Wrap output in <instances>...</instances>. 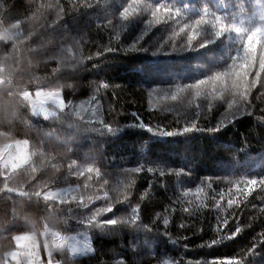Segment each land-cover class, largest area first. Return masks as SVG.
I'll return each mask as SVG.
<instances>
[{
  "label": "trees",
  "instance_id": "16d2710c",
  "mask_svg": "<svg viewBox=\"0 0 264 264\" xmlns=\"http://www.w3.org/2000/svg\"><path fill=\"white\" fill-rule=\"evenodd\" d=\"M158 3L180 8L188 20L203 7L230 22H246L245 26L264 17V0H142V4ZM126 4L127 0H0V147L26 140L29 153L28 162L17 170L0 167V250L14 247V235L41 236L50 230L91 237L94 252L72 257L64 249L60 255L65 264H120L121 260L156 264L157 259L211 264L246 252L264 232V191L259 186L241 207H227L228 181L264 177V120L257 119L264 115V88L257 85L252 91L254 115H241L219 133L167 138L134 126V113L154 128L171 129L177 121L183 125L194 119V107L160 97L170 85L189 84L222 70L234 40L226 39L212 50L173 53L166 42L175 25L164 23L149 29L141 41L143 48L133 50L147 16L140 14L127 24L119 21ZM109 43L113 51L107 50ZM154 51L159 54L153 55ZM102 82L109 87L97 92ZM153 88L158 91L149 96ZM38 90L61 92L64 109L50 107L55 116H35L23 95ZM96 95L100 100H93ZM200 112L201 126L218 118L206 108ZM106 124L120 130L111 134ZM141 163L186 173L137 176L133 203L141 192L149 191L142 202V224L167 216V235L162 219L154 231L87 227L84 221L92 210L105 203L99 198L119 197L132 175L127 170ZM89 166L100 170V178L85 171ZM207 179L213 188L205 184L206 191H225L220 215L227 217L226 227L211 199L195 215L181 210L185 200L193 199L182 197V192ZM50 191L62 193L45 199ZM118 207L121 211L116 215H123L125 206ZM169 208L172 211H166ZM181 223L187 226L181 228ZM237 224L242 231L235 238L207 246L231 234ZM245 259L248 264H264V247L258 246Z\"/></svg>",
  "mask_w": 264,
  "mask_h": 264
},
{
  "label": "snow or ice",
  "instance_id": "6c2138e0",
  "mask_svg": "<svg viewBox=\"0 0 264 264\" xmlns=\"http://www.w3.org/2000/svg\"><path fill=\"white\" fill-rule=\"evenodd\" d=\"M140 14H146L147 19L144 21V31L133 41L131 47L133 50L143 48L141 41H144L148 35V30L164 23H172L175 25L169 40L166 42L170 46L171 51L190 52L201 50H212L214 45L223 42L226 39L234 40L231 45L232 51L222 70L213 71L211 74L197 79L189 84H181L177 82L170 85L164 90L160 97L163 101H172L177 103L186 102L188 107H194L197 111L195 118L190 122L179 124L174 128L156 126L155 128L146 122H143L138 114H132L136 118L134 126L145 130L146 132L160 137H179L192 133L215 134L221 132L224 128L235 123L236 119L241 115H254L250 109L252 108V91L259 85L264 88V17L259 22H254V26H245L246 22H230L225 15L214 13L208 7H203L200 14L195 18L188 20L181 12L180 8L174 7L166 3L158 4H142V0H127V4L120 10L118 19L127 24V22ZM112 23V21H109ZM163 47V46H161ZM108 51H113L111 43L106 45ZM116 50V49H115ZM158 51H154L153 55H158ZM164 54H169L165 52ZM207 54V52H205ZM109 85L106 82L97 85L99 89H107ZM158 89L153 88L149 92V96ZM264 95V94H262ZM93 100H100L99 95L93 97ZM87 103V101L82 102ZM101 107V105H98ZM201 108L218 113L215 123L201 126ZM264 113V109H261ZM208 117H205L207 119ZM258 120H264V115L257 117ZM107 131L111 134L118 132L119 128H114L111 124L105 125ZM88 174H95L97 178L102 175L100 170L94 166H89L85 170ZM132 173L130 179L122 185V191L117 198H111L109 195L100 197L105 203L100 207H95L91 215L84 221L89 227L100 229L130 228L145 231L157 230L156 224L162 219V227L167 235V226L170 221L167 216H157L149 224L141 222L142 202L149 197V191H143L139 194L136 202L133 203V195L135 186L137 185V176L148 173L159 175L161 178L166 175H174L180 177L185 175V171H177L175 169L165 170L161 166H146L141 163L139 166L128 169ZM83 175V173H82ZM231 185L227 192V207L233 206L239 208L247 202V198L253 194V191L260 187L264 191V177L242 178L239 180L228 181ZM211 190L213 183L210 179L202 181L200 185L189 187L182 192V197L191 196L193 199L185 200L182 211L190 215H195L200 210L208 207L207 201L211 199L214 207L218 211V218L223 226L228 225L227 217L221 216L220 211L223 209L222 201L225 197V191L220 190L218 193L206 191L204 185ZM146 188H150L146 184ZM233 189L235 191H233ZM217 195L219 199H217ZM243 195L244 200L240 199ZM47 199V196H45ZM79 203L84 204L83 198ZM177 203H180V197H177ZM124 205V214L116 215L121 209L118 207ZM166 211H172L171 208ZM111 214V215H109ZM235 218V214L233 213ZM187 225L181 223L179 227L184 228ZM217 231H221V225H217ZM242 229L237 224L231 234L221 236L219 239H213L207 246L212 247L218 243H222L224 239H233ZM75 237L65 236L61 234L58 240H53L50 244L44 245L39 243L31 233L17 234L12 237L14 247L4 248L0 250V264H65V259L60 252L68 245L72 254L77 252H91L89 239H85L82 244H71L70 241ZM258 246L264 247V232L259 234L252 245L237 256L226 259L213 260L211 264H248L245 256L255 254ZM41 249L46 252V259L40 258ZM120 264H124L121 260ZM156 264H178L175 260L157 259Z\"/></svg>",
  "mask_w": 264,
  "mask_h": 264
},
{
  "label": "rangeland",
  "instance_id": "374dc122",
  "mask_svg": "<svg viewBox=\"0 0 264 264\" xmlns=\"http://www.w3.org/2000/svg\"><path fill=\"white\" fill-rule=\"evenodd\" d=\"M34 95H32L31 93H26L23 95L26 99L33 100L31 102V104H33V109L31 108L32 113L35 116H38L41 114V116L45 118L51 117V114L48 112V109H51V108L47 107L50 105L48 104L46 105L45 100H41V99H39L38 104H37V99L36 97L35 98L33 97ZM40 102L44 104H40ZM39 106L41 107L40 109L37 108ZM28 160H29L28 142L26 140L18 141L16 143L0 147V167L3 169L9 170V171L17 170L20 167L24 166L28 162ZM61 193H62L61 191H50L46 193L45 196H47L48 198H54V197L59 196ZM32 235L36 238V240L39 243L44 244V245L50 244L53 240H58V238L61 236L60 234L55 233L50 230L45 231L41 236H37L35 234H32ZM65 236L75 237L76 239L73 241H70L69 243L77 244V245L82 244V242L87 238L89 239L90 247L93 249L92 240L88 233L65 235ZM65 249L69 251L72 257L83 256V255L91 254L94 252V249H93L91 252H84V253L77 252L76 254H72L68 245H65ZM46 255H47L46 252H44L41 249L40 258L42 260L46 259Z\"/></svg>",
  "mask_w": 264,
  "mask_h": 264
},
{
  "label": "crops",
  "instance_id": "0c3cea01",
  "mask_svg": "<svg viewBox=\"0 0 264 264\" xmlns=\"http://www.w3.org/2000/svg\"><path fill=\"white\" fill-rule=\"evenodd\" d=\"M33 97L34 98L36 97L37 104H38L39 99L45 100L46 105L47 104L50 105V106H47L49 108L54 107L56 109L62 110L65 107V100L61 92L50 93V92H44L42 90H39L35 93ZM28 101L30 102L31 108L33 109V104H31L33 100L28 99ZM40 104H44V103L40 102ZM37 108L40 109L41 107L39 106ZM48 112L51 114V117L56 115V112L53 111L52 109H48ZM38 116H41V114Z\"/></svg>",
  "mask_w": 264,
  "mask_h": 264
}]
</instances>
